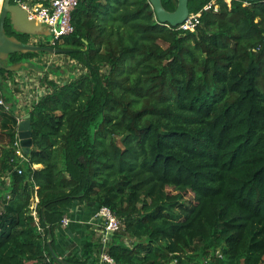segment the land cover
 <instances>
[{
  "label": "trees",
  "instance_id": "obj_1",
  "mask_svg": "<svg viewBox=\"0 0 264 264\" xmlns=\"http://www.w3.org/2000/svg\"><path fill=\"white\" fill-rule=\"evenodd\" d=\"M216 2L181 32L160 24L148 0H78L74 31L55 47L80 73L46 78L23 158L2 87L16 71L0 70L11 107L0 104V264H87L52 255L74 201L121 221L106 248L115 264H182L188 252L217 250L224 259L210 264H264V0ZM162 4L173 11L177 0ZM5 30L27 42L8 18ZM94 247L98 263L99 239Z\"/></svg>",
  "mask_w": 264,
  "mask_h": 264
},
{
  "label": "crops",
  "instance_id": "obj_2",
  "mask_svg": "<svg viewBox=\"0 0 264 264\" xmlns=\"http://www.w3.org/2000/svg\"><path fill=\"white\" fill-rule=\"evenodd\" d=\"M1 5L2 2L0 0V9ZM28 36L27 42L25 43L37 44L38 42H42L38 41L41 39L44 40L42 43L47 45L46 41L49 39V36L45 37L43 35ZM56 55L58 54L37 55L27 62H23L24 66H21L18 71L12 75L6 76V79L2 82L4 94L8 93L11 97V104L14 108L17 123L22 120L26 114H28L32 104L36 102L35 99L41 92V89L35 85L36 78L41 70H45L47 72L49 71L48 79L52 80L54 79V76H57L49 66L52 59H57L56 57L58 56ZM71 62L73 63L72 60ZM55 72L60 73L59 70ZM65 75L67 74L65 73ZM69 76L71 77L73 75L70 74ZM2 102H4L3 99ZM6 104L7 105L5 107L8 109L5 110H9L11 108L9 107L10 104ZM34 167L37 168L39 165H35ZM97 210L98 206L96 205L92 204L86 206L85 204L78 203L77 201H74L68 207L67 212L63 216H66L69 219V223L63 227L60 222L59 225L54 228L53 232V250L56 256L63 258L67 254H73L79 259H87V264H98L92 261L91 255L88 254L86 249L87 244H90L91 249L95 248L94 244L98 240L97 231L101 224V220L97 217Z\"/></svg>",
  "mask_w": 264,
  "mask_h": 264
},
{
  "label": "water",
  "instance_id": "obj_3",
  "mask_svg": "<svg viewBox=\"0 0 264 264\" xmlns=\"http://www.w3.org/2000/svg\"><path fill=\"white\" fill-rule=\"evenodd\" d=\"M242 1L256 2L259 0ZM148 2L154 11L156 20L160 24H168L175 27L186 20L190 13L189 7H187L189 0H177L176 8L173 11L166 10L162 4V0H148ZM6 18L9 19L12 30L16 33L43 35L45 37L49 36L48 30L45 29V27L38 20L30 18L26 10L22 9L19 5L12 3L10 0H3L0 9V70L18 71L21 66H24L23 62L11 65L3 64V61L13 53L43 52L47 54H66L68 52L66 49L57 48L51 45L25 43L17 39L16 36L7 34L5 30ZM30 128V115L26 114L23 119L17 123V137L23 154H28L32 144ZM48 245L51 249L49 242ZM52 255L55 259L63 262V260L56 256L53 252Z\"/></svg>",
  "mask_w": 264,
  "mask_h": 264
},
{
  "label": "built area",
  "instance_id": "obj_4",
  "mask_svg": "<svg viewBox=\"0 0 264 264\" xmlns=\"http://www.w3.org/2000/svg\"><path fill=\"white\" fill-rule=\"evenodd\" d=\"M3 0H1L2 2ZM12 3L19 5L22 9L26 10L30 18L38 20L47 30L50 39L46 42L47 45L55 47L56 41L60 38L68 36L73 33L74 28L71 22V14L78 5V0H10ZM228 5L230 0H224ZM219 6L216 0H211L206 3L197 12H190L186 20L181 24L172 27L168 24L166 26L170 29L178 30L181 32H192L200 24V18L203 11L212 10L218 11ZM44 41V40H38ZM39 43V42H38ZM45 43V42H44ZM0 104L4 105L2 100ZM5 106V105H4ZM3 106V107H4ZM5 109H8L5 107ZM15 154L19 158H23L22 150L19 146V141L15 143ZM20 173V171H19ZM97 217L101 220L98 228V239L100 243V252L98 264H115L114 259L106 251L109 242L111 241L114 233L122 227L121 221L112 213V211L105 207H99L97 210ZM61 225L65 227L69 223V219L63 216Z\"/></svg>",
  "mask_w": 264,
  "mask_h": 264
},
{
  "label": "rangeland",
  "instance_id": "obj_5",
  "mask_svg": "<svg viewBox=\"0 0 264 264\" xmlns=\"http://www.w3.org/2000/svg\"><path fill=\"white\" fill-rule=\"evenodd\" d=\"M28 37H25V38L28 39ZM48 38L50 39L51 36H49ZM56 56H58V57H56L57 59L56 60L52 59V61L50 62V65H49L51 70L54 72V74L57 75V76H54L53 77L54 79H52V80H55L56 82L61 84L62 83L61 81H66V79L69 77L70 74H72L73 77H75L76 75H78L80 73L79 66H75V63L74 62L72 63L71 59L68 56H66L64 54H58ZM3 64L4 65H10L7 63V60H4ZM58 70L60 73L55 72ZM81 71H84V70H81ZM48 72L45 70H41L38 77L36 78L35 85L39 89H41L40 90L41 92L38 94V97L35 99L36 102L40 98V96H42L44 93H46V89H47L46 78L47 79L49 78ZM65 73L67 75H65ZM49 80H51V79H49ZM3 103L5 104V106L7 105L5 102H3ZM31 206H33V204ZM119 235H121V234H119ZM122 238H123V240H125V243L128 245H130L131 242H137L138 241V239L133 238V237H129L127 235H122ZM213 255H214V258H212L211 253H210V256H207L204 253L191 254L190 252H188L185 256L186 258L183 259L182 264H210V261L215 263V262H217V259H220V260L224 259L222 253L219 250L213 252ZM93 258L94 257L91 256V259H93ZM172 262H173L172 264H175L178 262V260L174 259ZM226 263L230 264L228 262H226ZM235 264H238V263H235ZM239 264H243V262L240 261Z\"/></svg>",
  "mask_w": 264,
  "mask_h": 264
},
{
  "label": "flooded vegetation",
  "instance_id": "obj_6",
  "mask_svg": "<svg viewBox=\"0 0 264 264\" xmlns=\"http://www.w3.org/2000/svg\"><path fill=\"white\" fill-rule=\"evenodd\" d=\"M20 40H22V38H19Z\"/></svg>",
  "mask_w": 264,
  "mask_h": 264
}]
</instances>
